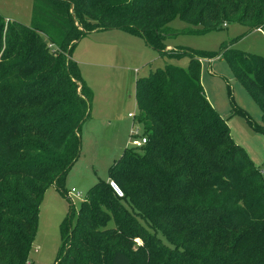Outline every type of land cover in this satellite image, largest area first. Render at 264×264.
<instances>
[{"label": "trees", "instance_id": "obj_1", "mask_svg": "<svg viewBox=\"0 0 264 264\" xmlns=\"http://www.w3.org/2000/svg\"><path fill=\"white\" fill-rule=\"evenodd\" d=\"M33 23L0 14V264H27L45 190L67 196L92 91L72 58L87 34L121 30L161 56L189 58L135 83L146 142L124 149L60 225L55 264H264V169L207 100L201 59L223 60L261 112L264 57L221 46L167 49L168 24L203 35L229 23L264 32V0H33ZM135 240H139L138 244ZM165 240L166 243L162 242Z\"/></svg>", "mask_w": 264, "mask_h": 264}, {"label": "rangeland", "instance_id": "obj_2", "mask_svg": "<svg viewBox=\"0 0 264 264\" xmlns=\"http://www.w3.org/2000/svg\"><path fill=\"white\" fill-rule=\"evenodd\" d=\"M33 3V0H0V14L9 21L31 25ZM168 27L174 35L164 43L170 45L171 50L215 53L224 45L264 57V32L245 24L229 23L219 31L203 35L186 33L190 27L178 18ZM72 58L92 91L90 115L81 128L79 157L66 176L64 187L68 195L50 186L41 198L27 264H55L61 247L63 219L71 209L76 218L81 202L98 181H111L108 179L110 166L124 149H134L130 146L131 132L138 130L142 136V127L134 119L136 80L166 65L186 68L189 64L187 56H161L142 39L121 30L87 34L75 45ZM200 63L201 84L207 100L226 121L233 141L256 166L264 169V137L255 133L243 117L233 114L229 95L238 108L261 125L259 108L233 77L225 61L201 59ZM135 241L140 244L139 240Z\"/></svg>", "mask_w": 264, "mask_h": 264}, {"label": "built area", "instance_id": "obj_3", "mask_svg": "<svg viewBox=\"0 0 264 264\" xmlns=\"http://www.w3.org/2000/svg\"><path fill=\"white\" fill-rule=\"evenodd\" d=\"M129 117L133 118V116L131 114L129 115ZM145 142H146L145 138L142 137L141 135L139 136L138 130H136L135 132H131L130 146H132L134 148H139L142 145H144ZM109 185L118 197H122V195H123L122 192L120 191L118 186L113 181H110Z\"/></svg>", "mask_w": 264, "mask_h": 264}, {"label": "crops", "instance_id": "obj_4", "mask_svg": "<svg viewBox=\"0 0 264 264\" xmlns=\"http://www.w3.org/2000/svg\"><path fill=\"white\" fill-rule=\"evenodd\" d=\"M7 20V19H6ZM257 31H259V30H257ZM171 48V46L170 45H168L167 46V49H170ZM209 101V100H208ZM130 114H128V116H129ZM135 116V115H134Z\"/></svg>", "mask_w": 264, "mask_h": 264}]
</instances>
